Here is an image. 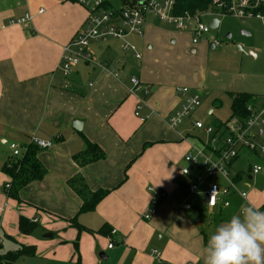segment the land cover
<instances>
[{"label":"crops","instance_id":"1","mask_svg":"<svg viewBox=\"0 0 264 264\" xmlns=\"http://www.w3.org/2000/svg\"><path fill=\"white\" fill-rule=\"evenodd\" d=\"M40 10L44 12L39 14ZM28 13L33 16L29 27L9 24L10 19ZM86 18L87 11L71 0H0V232L5 236H0V249L8 242L34 246L24 243L27 236L19 231L22 215L14 211L13 202L24 204L23 217L37 226L34 210L63 220L60 228H70V238L61 243L73 242L76 253L66 247L61 253L47 254L52 255L48 258L53 264H204L209 237L218 226L243 206L264 211V154L243 150L231 167V176L248 194V201L230 195L226 198L230 207L219 202L209 209L205 193L211 183L226 186L221 178L200 181L198 193L190 195L187 187L194 179L182 178L181 172L191 136L167 124L196 86L192 67L185 65L180 70L175 54L174 47L183 40L156 28L153 20H157L149 18L145 35L130 39L142 54L141 60L124 50L121 41L94 43L92 61L64 76L62 49ZM191 35V45L198 46ZM205 40L212 41L207 36ZM116 46L130 57L118 55ZM132 63L139 67L135 73L129 71ZM133 78L141 83L134 93ZM179 88H188L190 93L178 95ZM143 99L148 104L143 113L149 116L144 122L135 116L138 101ZM155 111L160 116L150 117ZM74 120L82 121V131L72 127ZM82 135L102 148L104 160L85 167L75 164L73 155L84 149ZM33 139L52 143L38 155L47 174L24 188L17 201L7 195L5 186L11 179L3 167L15 160L11 144L25 148L24 154ZM260 142L264 145V137ZM246 162L249 165L244 169ZM254 165L263 170L253 174ZM78 174L91 191H109L94 211L80 215L81 200L68 187V181ZM148 184L165 198L156 214L146 220L153 193ZM194 196L203 205L192 204ZM76 216L78 224L92 232L72 227L68 220ZM105 225L111 233L94 235ZM16 229L18 237H14ZM42 230L46 239L55 236Z\"/></svg>","mask_w":264,"mask_h":264},{"label":"built area","instance_id":"2","mask_svg":"<svg viewBox=\"0 0 264 264\" xmlns=\"http://www.w3.org/2000/svg\"><path fill=\"white\" fill-rule=\"evenodd\" d=\"M87 11V18L81 30L62 49L60 70L64 76L78 67L81 63H90L92 60L91 46L94 43H105L110 40H117L123 43V48L134 54L137 60L142 59V54L136 46L130 42L133 37H143L149 18H155L175 26L179 31L188 29L192 24H197L193 28V44L198 43V39L210 32L208 24L202 22L203 18L210 21L222 16H232L237 19L257 18L264 20V0H214L212 9L204 14L179 16L174 14V0H71ZM44 10H40L42 14ZM33 16L26 14L24 17L10 19L9 24L21 27H29L32 24ZM140 81L132 79L133 89H140ZM178 95L190 93L188 88H179ZM146 96L149 92H146ZM201 98L197 93L189 95L186 103L174 113L168 120V126L172 130L180 127L185 120L189 119L200 107ZM148 107L143 99L138 101L135 109V116L142 122L148 119V115L143 111ZM251 115L246 119H234L231 122L219 127H206L196 122L195 126L199 130L205 131L210 139L202 142L201 146L192 144L186 154L184 161L186 167L182 170L184 176L192 180L187 192L195 195L199 191L200 181L207 179L221 178L226 186L220 187L216 183H211L205 193L206 205L209 209H214L219 202L224 207H230V201L226 199L230 195L238 194L244 201H248V194L241 191L234 178H232L231 167L240 155V152L247 150L252 154H264V145L260 139L264 137V108L254 110L249 108ZM32 144L41 149L52 147L51 142H44L37 139L32 140ZM12 158H21L25 148L18 144H11ZM263 168L260 165L252 167L253 174H259ZM6 188L9 190L10 185ZM165 194L157 192L152 198L151 204L144 214V218L149 220L157 212V208ZM115 234V232H113ZM1 244V239H0ZM113 244L109 245L111 249ZM157 254V252H154Z\"/></svg>","mask_w":264,"mask_h":264},{"label":"rangeland","instance_id":"3","mask_svg":"<svg viewBox=\"0 0 264 264\" xmlns=\"http://www.w3.org/2000/svg\"><path fill=\"white\" fill-rule=\"evenodd\" d=\"M218 19L220 20L219 27L217 29L210 28L208 34L198 39V46L191 45V33L197 24H192L186 30L178 31L173 25L153 20L156 28L177 34L183 40L181 44L178 43L174 47L176 50L175 54L180 58V70L185 65L192 67L196 86L191 88V91L193 94H199L201 105L190 119L185 120L178 127V130H183L190 135L192 144L197 146H201L202 142H208L210 136L205 131L197 129L195 126L196 122L206 127H212L216 122L226 124L229 120L231 116L229 93H248L264 96V20L250 18L243 23L241 19L232 16H222ZM202 22L207 25L210 20L203 18ZM206 36L212 39L210 43L205 40ZM206 42L209 44H205ZM179 46H182V49L178 50ZM116 49H118L116 53L121 57L128 55L117 46ZM192 49L196 50L197 53L191 54ZM138 68L132 63L129 71L135 73ZM153 115L158 118L160 113L157 111L151 112L150 117ZM75 134L78 135L77 133ZM179 162L173 166L177 168ZM248 165L249 163L246 162L244 169H247ZM181 176L187 179V176L183 174ZM148 186V190H153V193H151L152 198L157 192H160L158 191L159 189L151 187V184H148ZM194 197V199L192 198V204L197 207L200 206L203 201L197 196ZM12 203L10 202L18 216H26L24 213L26 206L24 204ZM33 218L37 219L39 225L32 235L24 238V243L36 246V256L21 257L18 259L17 264H53L48 257H51L53 253L63 252L66 247H72V251L76 253L73 242L61 243L65 237L70 238V228L66 230L60 228V223L63 220L37 210H34ZM12 228L13 226L8 224V229L11 230ZM43 228L46 231L54 232L55 236L51 239L44 238ZM15 231L14 237H18L17 229ZM97 231L94 232V235H99ZM0 233V236L5 238L4 233L2 231ZM18 246L8 242L0 249V253H5L12 248L16 249ZM47 254L52 255L47 256Z\"/></svg>","mask_w":264,"mask_h":264},{"label":"trees","instance_id":"4","mask_svg":"<svg viewBox=\"0 0 264 264\" xmlns=\"http://www.w3.org/2000/svg\"><path fill=\"white\" fill-rule=\"evenodd\" d=\"M213 1L214 0H174V14L179 16H184L186 14H204L212 9ZM229 95L231 99V116L227 123L234 119L242 120L249 117L251 115L249 108L254 110H262L264 108V97L248 93H229ZM220 125L223 124L219 123L215 126L219 127ZM82 141L84 149L72 157L78 167H85L106 158L105 152L98 144L88 140L84 135H82ZM40 149L41 148L38 146L31 144L27 147V151L21 158L11 160L3 167V171L8 174L11 179L8 183L10 189L8 190L5 186L9 198L20 201V194L24 188L33 182L41 181L46 176L47 170L41 164L38 156ZM234 180L237 182V178ZM68 187L81 200V207L78 215L94 211L98 204L109 194V191L103 189L95 192L91 191L84 178L79 174L68 181ZM77 216L68 220L70 225L77 228L79 231L87 230L88 232H92L78 224ZM36 228V223L23 216L20 217L19 231L22 235L29 236L33 234ZM97 233L108 234L111 233V231L105 225ZM35 254L36 248L34 246L21 245L15 251L0 253V264H17L19 258L33 257Z\"/></svg>","mask_w":264,"mask_h":264},{"label":"clouds","instance_id":"5","mask_svg":"<svg viewBox=\"0 0 264 264\" xmlns=\"http://www.w3.org/2000/svg\"><path fill=\"white\" fill-rule=\"evenodd\" d=\"M204 264H264V211L243 206L218 226Z\"/></svg>","mask_w":264,"mask_h":264},{"label":"water","instance_id":"6","mask_svg":"<svg viewBox=\"0 0 264 264\" xmlns=\"http://www.w3.org/2000/svg\"><path fill=\"white\" fill-rule=\"evenodd\" d=\"M243 23L245 22L244 19L241 20ZM219 24H220V20L219 19H214L212 21L209 22L208 26L211 28V29H217L219 27ZM246 34V33H244ZM216 124H214L213 126L214 127H217L215 126ZM82 126H83V123L82 121L80 120H74L73 121V124H72V127L75 128L77 131H82ZM50 237V236H49Z\"/></svg>","mask_w":264,"mask_h":264}]
</instances>
